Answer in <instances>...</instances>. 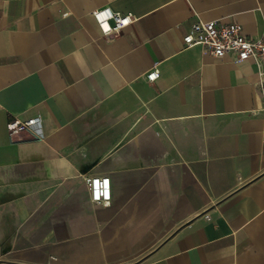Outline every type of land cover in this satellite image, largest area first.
<instances>
[{"label": "crops", "instance_id": "1", "mask_svg": "<svg viewBox=\"0 0 264 264\" xmlns=\"http://www.w3.org/2000/svg\"><path fill=\"white\" fill-rule=\"evenodd\" d=\"M202 21L264 40V0H0V264H264V58L186 49Z\"/></svg>", "mask_w": 264, "mask_h": 264}, {"label": "built area", "instance_id": "2", "mask_svg": "<svg viewBox=\"0 0 264 264\" xmlns=\"http://www.w3.org/2000/svg\"><path fill=\"white\" fill-rule=\"evenodd\" d=\"M96 23L106 37H113L127 28L135 18L133 15H123L113 12L110 8H101L92 13ZM186 49L200 46L215 58H221L234 53L238 61L255 60L257 63L264 58V40L246 36L240 24L232 22L223 24L219 21L199 22L191 26L183 38ZM160 71L154 68L146 74V80L156 82ZM42 116H33L26 120L18 117L10 119L6 125L11 143L23 135H29L36 140H43L47 135V126ZM90 193V199L98 205H108L111 199L110 178L103 176H88L84 179ZM55 257H50L55 262Z\"/></svg>", "mask_w": 264, "mask_h": 264}]
</instances>
